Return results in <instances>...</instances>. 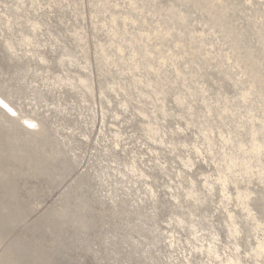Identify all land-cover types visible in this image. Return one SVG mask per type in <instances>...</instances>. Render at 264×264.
Listing matches in <instances>:
<instances>
[{
    "label": "rangeland",
    "instance_id": "374dc122",
    "mask_svg": "<svg viewBox=\"0 0 264 264\" xmlns=\"http://www.w3.org/2000/svg\"><path fill=\"white\" fill-rule=\"evenodd\" d=\"M0 264H264V0H0Z\"/></svg>",
    "mask_w": 264,
    "mask_h": 264
},
{
    "label": "bare ground",
    "instance_id": "6f19581e",
    "mask_svg": "<svg viewBox=\"0 0 264 264\" xmlns=\"http://www.w3.org/2000/svg\"><path fill=\"white\" fill-rule=\"evenodd\" d=\"M4 101V100H3ZM6 103V102H5ZM6 106H7V104H6ZM12 111V110H11ZM28 120V119H27ZM26 119H25V121H27ZM29 121V120H28Z\"/></svg>",
    "mask_w": 264,
    "mask_h": 264
}]
</instances>
